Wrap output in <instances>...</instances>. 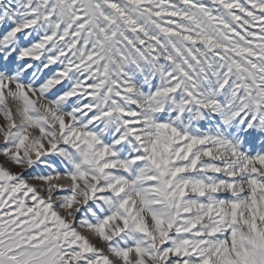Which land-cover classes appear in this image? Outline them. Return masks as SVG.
Here are the masks:
<instances>
[{
    "label": "snow or ice",
    "instance_id": "snow-or-ice-1",
    "mask_svg": "<svg viewBox=\"0 0 264 264\" xmlns=\"http://www.w3.org/2000/svg\"><path fill=\"white\" fill-rule=\"evenodd\" d=\"M0 264H264V0H0Z\"/></svg>",
    "mask_w": 264,
    "mask_h": 264
}]
</instances>
